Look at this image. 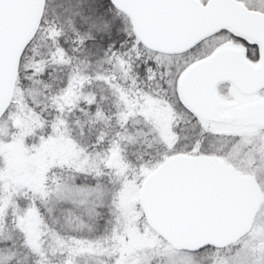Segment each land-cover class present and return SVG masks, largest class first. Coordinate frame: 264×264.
Wrapping results in <instances>:
<instances>
[{"label": "snow or ice", "instance_id": "1", "mask_svg": "<svg viewBox=\"0 0 264 264\" xmlns=\"http://www.w3.org/2000/svg\"><path fill=\"white\" fill-rule=\"evenodd\" d=\"M0 264H264V0H0Z\"/></svg>", "mask_w": 264, "mask_h": 264}]
</instances>
